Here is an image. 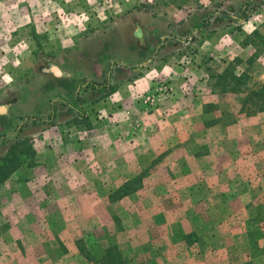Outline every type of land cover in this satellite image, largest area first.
<instances>
[{
	"label": "crops",
	"instance_id": "crops-1",
	"mask_svg": "<svg viewBox=\"0 0 264 264\" xmlns=\"http://www.w3.org/2000/svg\"><path fill=\"white\" fill-rule=\"evenodd\" d=\"M235 49V57L244 58L245 66L261 69L254 74V84L264 82V52L254 56L257 49L251 44ZM226 60L217 73L231 63L239 65L236 58ZM165 62L159 65L155 60L158 74L171 70ZM154 66L146 72L150 74ZM205 72V77H188L197 86L205 83L204 90L188 83L193 91L184 92L177 80L168 83V93L157 94L149 104L146 95L156 93L162 82L140 96L137 91L151 86V75L122 82L106 97L110 109H102L104 123L97 120L76 138L55 137L56 126L51 124L39 139L34 138L35 156H27L0 184V264L20 259L28 264H63L69 255H60L57 245L66 238L54 229L108 228L114 217L137 230H123L105 246L101 238L97 243L104 248L92 255L96 259L112 243L129 264H264V111L248 114L242 109L245 94L215 89L208 82L211 74ZM137 98L141 102H135ZM231 100L234 106L227 103ZM66 102L63 106L74 112ZM213 103L218 104V113L232 114L230 122L211 121ZM144 105L151 113L142 109ZM60 113L67 116L65 109ZM126 183L133 192L111 200L110 195ZM136 196L137 201L116 210ZM161 197L170 199L169 217L157 200ZM152 206L157 211L152 212ZM72 210L87 221L69 218ZM65 234L76 236L73 230ZM151 245L158 253L148 249Z\"/></svg>",
	"mask_w": 264,
	"mask_h": 264
},
{
	"label": "rangeland",
	"instance_id": "rangeland-1",
	"mask_svg": "<svg viewBox=\"0 0 264 264\" xmlns=\"http://www.w3.org/2000/svg\"><path fill=\"white\" fill-rule=\"evenodd\" d=\"M250 44L257 49L254 56L264 52V0H0V143L22 128L21 136L39 139L51 124L56 126L55 137L61 134L76 138L82 134L80 130L92 127L97 120L104 123L102 109L109 108L106 97L114 88L139 77L146 79L151 75L153 82L146 85V90L137 91L138 96L148 93L158 81L168 85L178 80L182 91L192 92L196 84L188 77H205L204 70L209 75L217 73L223 60L233 62L236 58L237 70L249 75V87L254 88L264 83L254 84V74L261 73V69L245 66L244 58L235 57L236 46L248 48ZM150 59L154 60L152 64ZM155 60L159 65L166 61V69L172 67L171 70H164L163 66L164 72L158 74L154 70ZM50 65L58 66L64 77L55 75ZM151 66L154 68L149 74L146 71ZM194 87L204 90L205 83ZM141 100L137 98L135 102ZM64 101L77 110L68 112L72 108L64 107ZM227 103L235 105V101ZM217 105L210 106L211 121L226 118L230 122L232 114L218 113ZM148 106L142 109L151 113ZM53 108L55 116L51 118ZM64 109L65 117L60 115ZM8 146L2 143L0 154ZM137 198L120 204L116 210L121 211ZM163 198L157 200L168 209L169 217L170 199ZM155 211L156 206H152V212ZM67 215L87 221L84 214L80 216L73 210ZM113 219L114 224L108 228L84 225L54 229L66 238L65 243L57 242L58 253L69 255L62 263L92 264L84 256L86 252L98 256L105 243L116 241L121 231L137 230L125 227L119 217ZM35 229L40 233V229ZM69 230L76 236L65 234ZM155 230L153 226V233ZM101 238L104 246L97 243ZM148 249L158 253L157 246ZM138 252L132 254L136 260ZM13 263L28 264L22 259Z\"/></svg>",
	"mask_w": 264,
	"mask_h": 264
},
{
	"label": "trees",
	"instance_id": "trees-1",
	"mask_svg": "<svg viewBox=\"0 0 264 264\" xmlns=\"http://www.w3.org/2000/svg\"><path fill=\"white\" fill-rule=\"evenodd\" d=\"M211 77L215 80L213 83L214 88L218 87L221 92L244 93L245 95L241 101L242 109L247 110L248 114L264 111V83L254 88L249 87V75L245 72H238L235 63H231L222 73L211 74ZM79 102H82V100L80 99ZM22 132L23 128L20 129L18 134L5 137L0 143V147L2 143L9 144L6 152L0 154V184L27 161V156H35L36 154L35 149L31 147L33 138L21 136ZM33 164H36L35 161H29V165ZM133 190L134 188L126 183L116 189L110 195V199H121ZM84 256L94 264H129V259L123 256L119 246L112 243L105 247L104 255L100 259L94 258L89 252H86Z\"/></svg>",
	"mask_w": 264,
	"mask_h": 264
},
{
	"label": "built area",
	"instance_id": "built-area-1",
	"mask_svg": "<svg viewBox=\"0 0 264 264\" xmlns=\"http://www.w3.org/2000/svg\"><path fill=\"white\" fill-rule=\"evenodd\" d=\"M169 90H171V88L169 87V85H167L166 83H159L157 85L156 88V93L150 94V95H146L145 101L146 103H153L155 102V97L157 94H164V93H168ZM156 110H158V107L156 108Z\"/></svg>",
	"mask_w": 264,
	"mask_h": 264
},
{
	"label": "water",
	"instance_id": "water-1",
	"mask_svg": "<svg viewBox=\"0 0 264 264\" xmlns=\"http://www.w3.org/2000/svg\"><path fill=\"white\" fill-rule=\"evenodd\" d=\"M151 60H152V59H150V61H151ZM51 71H53V72L55 73V75H57V76H62V75H64L63 71H62L58 66H52ZM18 131H19V130H17V131H16L15 133H13V134H16Z\"/></svg>",
	"mask_w": 264,
	"mask_h": 264
},
{
	"label": "flooded vegetation",
	"instance_id": "flooded-vegetation-1",
	"mask_svg": "<svg viewBox=\"0 0 264 264\" xmlns=\"http://www.w3.org/2000/svg\"><path fill=\"white\" fill-rule=\"evenodd\" d=\"M244 10H245L244 8H241V12H244ZM250 11H252V10H250ZM49 68L52 69V66L50 65Z\"/></svg>",
	"mask_w": 264,
	"mask_h": 264
}]
</instances>
